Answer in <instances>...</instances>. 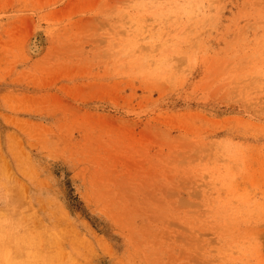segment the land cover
<instances>
[{"label": "rangeland", "instance_id": "rangeland-1", "mask_svg": "<svg viewBox=\"0 0 264 264\" xmlns=\"http://www.w3.org/2000/svg\"><path fill=\"white\" fill-rule=\"evenodd\" d=\"M0 264H264V0H0Z\"/></svg>", "mask_w": 264, "mask_h": 264}, {"label": "bare ground", "instance_id": "bare-ground-1", "mask_svg": "<svg viewBox=\"0 0 264 264\" xmlns=\"http://www.w3.org/2000/svg\"><path fill=\"white\" fill-rule=\"evenodd\" d=\"M67 215H68V213H67Z\"/></svg>", "mask_w": 264, "mask_h": 264}]
</instances>
